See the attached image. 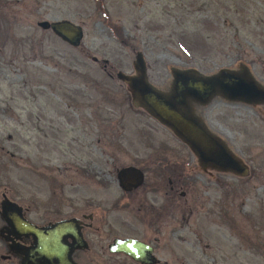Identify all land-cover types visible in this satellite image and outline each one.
<instances>
[{"label": "rangeland", "instance_id": "rangeland-1", "mask_svg": "<svg viewBox=\"0 0 264 264\" xmlns=\"http://www.w3.org/2000/svg\"><path fill=\"white\" fill-rule=\"evenodd\" d=\"M59 19L82 26L78 47L37 26ZM138 51L158 88L184 67L245 66L264 83V0H0V201L39 220L38 199L104 197L98 185L74 186L75 170H173L174 183L187 181L174 198L194 210L195 233L174 234L177 247L199 246L202 261L189 262L264 264V105L194 106L248 172L203 167L116 78L134 73ZM7 255L0 236V264H18Z\"/></svg>", "mask_w": 264, "mask_h": 264}, {"label": "flooded vegetation", "instance_id": "flooded-vegetation-1", "mask_svg": "<svg viewBox=\"0 0 264 264\" xmlns=\"http://www.w3.org/2000/svg\"><path fill=\"white\" fill-rule=\"evenodd\" d=\"M141 172L142 183L128 189L120 183L119 170H75L74 186L98 185L104 197L38 199L35 206L39 220L31 218L34 212L28 205H19L23 217L39 227L59 223L53 231L58 240L55 264H193L188 254L193 260L198 254L197 261L201 262V254L196 251L199 246L187 250L174 243V234L183 239L182 233L189 231L187 224L194 212L186 202L174 198L177 190L185 195L181 187L187 181L179 178L174 183L173 170ZM2 222L0 236L6 257H16L20 264L14 248L30 246L33 238L16 237L14 228ZM189 232L195 233L192 229ZM118 239L140 241L142 246L132 248L139 260L118 249Z\"/></svg>", "mask_w": 264, "mask_h": 264}, {"label": "water", "instance_id": "water-1", "mask_svg": "<svg viewBox=\"0 0 264 264\" xmlns=\"http://www.w3.org/2000/svg\"><path fill=\"white\" fill-rule=\"evenodd\" d=\"M37 26L50 30L60 40L72 47H78L84 32L81 25L68 19L42 20ZM97 61L96 57H92ZM134 73L116 72V78L129 88L132 98L151 117L169 129L195 155L198 163L219 172H229L237 176L247 174L243 159L220 137L213 134L194 112V106L206 104L214 97L244 104L264 105V83L260 82L245 66L220 68L204 73L194 67L174 68L171 82L166 88H158L148 78L147 66L140 51L133 62ZM118 176L123 187H137L142 183L139 167H120ZM0 218L14 228L16 237L33 238L30 246H16L15 253L20 264H55V247L58 245L54 229L59 223L39 227L23 217L22 207L2 194ZM142 246L134 239H118L116 247L123 249L134 259L139 256L132 248Z\"/></svg>", "mask_w": 264, "mask_h": 264}, {"label": "trees", "instance_id": "trees-1", "mask_svg": "<svg viewBox=\"0 0 264 264\" xmlns=\"http://www.w3.org/2000/svg\"><path fill=\"white\" fill-rule=\"evenodd\" d=\"M189 12L191 13V10H189ZM188 64H192L191 61H189Z\"/></svg>", "mask_w": 264, "mask_h": 264}]
</instances>
